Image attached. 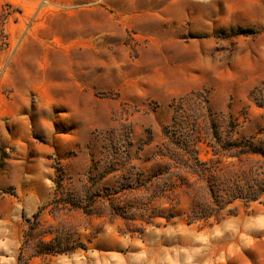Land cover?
<instances>
[{
	"label": "rangeland",
	"instance_id": "374dc122",
	"mask_svg": "<svg viewBox=\"0 0 264 264\" xmlns=\"http://www.w3.org/2000/svg\"><path fill=\"white\" fill-rule=\"evenodd\" d=\"M0 109V264H264V0H0Z\"/></svg>",
	"mask_w": 264,
	"mask_h": 264
},
{
	"label": "crops",
	"instance_id": "0c3cea01",
	"mask_svg": "<svg viewBox=\"0 0 264 264\" xmlns=\"http://www.w3.org/2000/svg\"><path fill=\"white\" fill-rule=\"evenodd\" d=\"M67 23H68L67 20H63L62 25L65 26ZM80 23L85 24L84 21H81ZM96 25L98 26V28H96ZM61 34L65 40L64 43L66 44L65 46L68 47L66 48V50L68 52L76 51V50L78 51L77 57L75 58L73 56V58L74 60L75 59L77 60L76 65L78 66L80 71H83V69H85V73L89 75V72L87 71V67H90L93 68L94 75L97 73V75L102 78L111 75V68H110L111 64L106 60V56H105L106 52H111L109 48L111 45L112 32L109 26H106L105 24L103 26L100 21H96L92 19L90 29L87 28V31L84 33H78L76 35V33L73 31L71 32L66 31V32H61ZM26 51L27 48H24L22 50L19 49L14 54L13 59L9 62V68L15 65L16 60L18 62L26 61V57H25ZM90 61L92 63H89ZM117 64L120 66L119 62H117ZM9 71L11 73V69H9ZM86 93L87 92L85 90H78L74 92V94H71V96L76 98H82L86 95ZM78 109L79 110L86 109V107L79 106ZM3 111L4 110L0 111V124H3L5 120L8 119V125L9 127L12 128L13 121L10 120L9 118L13 117V112H9V111L3 112ZM2 120H4L3 123L1 122ZM0 169L4 173H14L11 163H9L8 160L6 164ZM6 197H8L7 194ZM12 207H14L13 204ZM8 211H9L8 207L4 209H0V220H1V216H3L4 220L7 221L6 225L10 226L12 225V222L9 219L10 213Z\"/></svg>",
	"mask_w": 264,
	"mask_h": 264
},
{
	"label": "trees",
	"instance_id": "16d2710c",
	"mask_svg": "<svg viewBox=\"0 0 264 264\" xmlns=\"http://www.w3.org/2000/svg\"><path fill=\"white\" fill-rule=\"evenodd\" d=\"M190 94H191V95H195V96L200 95L199 92H191ZM183 98H184V97H181V99H183ZM236 147H237V148H240V149L242 150V149H244V148H248L249 146H246V145L244 144V142H238V143L236 144ZM252 152L257 153L255 150H253ZM261 155L264 156V153L261 152ZM263 194H264V191H263ZM241 195H242V194H241ZM239 198H240V197H239ZM241 198H242V196H241ZM255 200H257V198L252 199V200H249V201H255Z\"/></svg>",
	"mask_w": 264,
	"mask_h": 264
}]
</instances>
